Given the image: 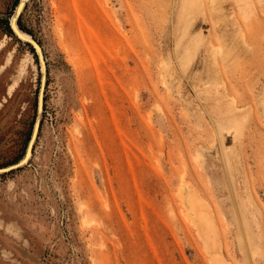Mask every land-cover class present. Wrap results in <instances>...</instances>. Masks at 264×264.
<instances>
[{
	"label": "rangeland",
	"instance_id": "rangeland-1",
	"mask_svg": "<svg viewBox=\"0 0 264 264\" xmlns=\"http://www.w3.org/2000/svg\"><path fill=\"white\" fill-rule=\"evenodd\" d=\"M16 7L0 264H264V0Z\"/></svg>",
	"mask_w": 264,
	"mask_h": 264
},
{
	"label": "water",
	"instance_id": "water-1",
	"mask_svg": "<svg viewBox=\"0 0 264 264\" xmlns=\"http://www.w3.org/2000/svg\"><path fill=\"white\" fill-rule=\"evenodd\" d=\"M19 4H20V2H18L17 3V7L19 6ZM16 7V8H17ZM15 12V11H14ZM21 13V12H20ZM20 15V14H19ZM18 15V16H19ZM11 19V18H10ZM9 25H10V28H11V30H12V32L14 33V35L18 38L19 36H18V32H19V30H18V26H17V23H16V21H15V23L13 24L12 22H11V20H10V23H9ZM19 39V38H18ZM19 40H21V39H19ZM21 41H23V40H21ZM24 42H27V43H29L32 47H33V49L35 50V52L37 53V56H38V60H39V63H40V66H43L44 68H45V63H44V59H43V56H42V51H41V48H40V46L34 41V40H32V41H24ZM43 95V94H42ZM41 102V108L43 107V96H42V100L40 101ZM39 107V97H38V105H37V108ZM38 127H39V124H38ZM38 130V129H37ZM28 145H29V143H28ZM28 148H29V146H27V148H26V151L25 152H27V150H28ZM33 148L31 147V150H32ZM24 154H26V153H24ZM25 157V156H24ZM24 160V159H23ZM23 160H20L18 163H16V164H14V165H11V166H8V167H5V168H1L0 169V171H2V172H0V173H6V172H9V171H12V170H15V169H17V168H19V167H21L20 166V163L23 161ZM26 164V163H25ZM24 164V165H25ZM23 166V165H22Z\"/></svg>",
	"mask_w": 264,
	"mask_h": 264
},
{
	"label": "bare ground",
	"instance_id": "bare-ground-1",
	"mask_svg": "<svg viewBox=\"0 0 264 264\" xmlns=\"http://www.w3.org/2000/svg\"><path fill=\"white\" fill-rule=\"evenodd\" d=\"M26 0H22V2H25ZM22 2L20 1V5H19V7H21V5H22ZM15 20V19H14ZM19 30V29H18ZM32 41V40H31ZM31 147V146H30ZM30 147H29V149H28V152H26V156L22 159L23 161L20 163V166H22V165H24L26 162H27V160H28V158L30 157ZM0 172H2V171H0Z\"/></svg>",
	"mask_w": 264,
	"mask_h": 264
},
{
	"label": "trees",
	"instance_id": "trees-1",
	"mask_svg": "<svg viewBox=\"0 0 264 264\" xmlns=\"http://www.w3.org/2000/svg\"><path fill=\"white\" fill-rule=\"evenodd\" d=\"M19 1H20V0H17V3H18ZM6 23H7V25H8V21H6ZM8 30L12 32V30H11V28H10L9 25H8ZM12 33H13V32H12ZM28 46H29V48L31 49V51H34V49H33L32 46H30V45H28Z\"/></svg>",
	"mask_w": 264,
	"mask_h": 264
}]
</instances>
